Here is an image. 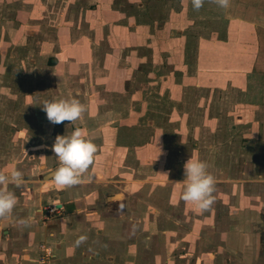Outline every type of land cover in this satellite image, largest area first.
I'll use <instances>...</instances> for the list:
<instances>
[{"label":"rangeland","instance_id":"1","mask_svg":"<svg viewBox=\"0 0 264 264\" xmlns=\"http://www.w3.org/2000/svg\"><path fill=\"white\" fill-rule=\"evenodd\" d=\"M241 1L231 0L230 7L222 9L210 0H205L203 7L195 10L192 0H178L177 6L182 5L184 9L190 7L194 20L184 31L187 33L185 47L178 49L182 62H177L178 60L174 62L175 57L170 55L161 59L162 48L154 44L150 46L149 51L139 49L137 54L131 56L134 57V62L129 65L122 57L129 56L127 48L94 46L98 40V31H95L94 23H97L98 19L96 20L93 10L99 5V0L98 3L97 0H0V171L7 172L13 167L19 169L27 181L22 188V192L27 195L29 190L36 186L44 185L42 189H48L49 186L47 187L44 180L51 179V173L59 165L52 151L56 137L71 135L76 128H80L83 134L98 146L96 156L102 151L106 152L108 146L127 148L128 155H131L127 160L116 151V154L111 155L113 159L104 156V153L101 160L94 161L96 167L101 168L100 173L103 174L101 178L106 181L91 179L84 183L87 185V194L93 192L95 194L88 198V208L97 206L98 202L103 204L107 197L120 195L122 200L119 205L132 206L130 210L137 221L134 224L135 232L163 230L178 233L208 232L212 230L208 224H198L199 228L197 229V226L195 228L194 219L203 220L205 216L219 222L223 221L228 227H238L235 218L230 223L222 218L238 217L237 210L240 211V216L244 215L245 208L255 201L254 197L259 196L258 201L264 202V174L258 176L261 171L264 173V130L260 148H256L257 144L253 142L247 143L259 133L258 129L250 127L258 118L259 112L249 108V111H241V128L238 123L234 129L229 125L234 118L236 119L234 113L237 112L227 111L231 105L229 108L222 107V111L214 112L220 119L217 122L219 125L212 131L215 137L213 143L216 144L214 150L217 151L214 154L217 159L212 161L211 173L217 183L213 194L215 202L206 212H199L194 205L181 199L185 187L182 184L185 178L183 169H178L180 174L174 177L173 175L162 177L160 170L168 169L172 165L170 159L160 165L156 158L163 157V153L159 155L154 145L159 140L163 145L168 144L170 149L172 147L182 149V156L188 160L193 155L192 150L196 149L191 145L193 140L202 142L201 144L205 146L211 143V139L208 138H212L209 134L210 129L201 126L195 129L191 125L195 123L194 121L204 119V108L208 103L219 109L221 105L219 106L216 101L218 103L226 101V93L214 96L211 101L203 93H198L203 96H194L195 93L191 95L194 89H189V81L181 80L180 76L183 75L182 72L188 71H197L198 75L209 71L216 76L227 73L229 64L223 62L227 59H218L216 55H221L227 50L233 54L237 49H226L225 46L215 49V54L211 58L214 59L213 62L209 58H204L206 48L201 47L202 44L196 41L204 43L201 39L207 37L223 40L228 14L238 13L237 4ZM257 1L259 6L261 1ZM108 2L102 0V4ZM163 2L166 8H173L175 4L174 0ZM251 2L247 0L246 4ZM262 8L264 10V6ZM182 21H185L183 17ZM185 24L187 25L186 21ZM249 50L250 53L253 51L251 47ZM249 50L243 51V54H246L245 59L243 56L236 57L239 62L241 60V66H250L248 63L250 57L247 55ZM196 54L199 56V63L197 67L196 63L193 67L190 61L192 58L193 61L196 59ZM243 54L241 52V55ZM103 55L106 59L101 62ZM85 56L92 60L85 63L77 62L79 57ZM51 57L57 58L53 64L49 62ZM176 57L178 58L177 55ZM115 68L120 69L119 73L122 75L118 80L115 78ZM164 75L169 76L166 82L162 79ZM258 75L260 84H257L264 89V70L258 68ZM102 78H108L110 82H102ZM254 81L250 82L251 85H257ZM175 83L183 88L181 99L176 96V99L167 97V89H172ZM203 86L205 85L201 87ZM98 93H101V97ZM241 95L243 103V94ZM70 98H76L86 106L83 118L75 123L65 121L59 125L51 124L40 105L45 100ZM206 99L209 102L205 103ZM98 101L107 103V106L118 112V115L113 117V113L106 112L105 110L109 109L100 105ZM201 101L203 106L195 105ZM213 111L210 110L207 114L213 115ZM114 119L117 120L110 123ZM171 119H176L175 123ZM160 126L161 133H166L165 137L169 143H163V140L158 138L157 130ZM181 127L180 134H173ZM217 141H220V144H217ZM219 149H225V155ZM124 150L118 151L125 153ZM218 153L222 156H217ZM205 155L202 159L199 156L198 159L204 160L209 166L210 159L208 160ZM147 159L151 160V164H143ZM94 164L84 174L85 179L91 176ZM111 166H115L113 171L116 173L112 171V176H107L104 173H107ZM221 167L224 169H220ZM170 178H178L180 181L173 182ZM101 183L106 184L102 186L103 189L100 187ZM57 190L60 194L64 192V189ZM16 191L19 193V189ZM102 207L104 210L107 209V205ZM142 217L144 222L141 220ZM225 226L221 225L222 229L226 228ZM178 252L172 259L173 264H197L194 257L189 258L186 255L185 250ZM199 257H202L203 262L207 259V256Z\"/></svg>","mask_w":264,"mask_h":264},{"label":"crops","instance_id":"2","mask_svg":"<svg viewBox=\"0 0 264 264\" xmlns=\"http://www.w3.org/2000/svg\"><path fill=\"white\" fill-rule=\"evenodd\" d=\"M108 1V3L102 4V0H99V5L93 10L97 17L96 20L98 19L97 23H94V29L98 31V40L94 43L95 48L103 45L109 48H127L130 57L124 55L122 57L125 59L121 58L124 59L126 64L132 65L134 57L131 56L137 54L139 49L149 51L150 46L155 44L162 48L161 59L170 55L175 57L174 62L176 60H178L177 62H182L178 49L185 47L184 40L187 33L184 31L194 21L189 6L187 9H184L182 5L177 6L178 0H174L173 8H166L164 0H152L151 2L149 0ZM246 1L238 2V13L234 15L228 14L229 17L225 22L223 40H216L214 37L209 39L207 37L206 39H201V42L204 41V43L196 41V43L202 44L201 47L206 48L203 53L206 55L204 57L206 59L213 58L215 49L223 48V46L226 49H237L233 54H230L227 50L228 54L224 51L221 55H216L218 59H227V61L222 60L229 64L228 69H226L227 73L216 76L209 71L200 75H198L197 71H188L182 72L183 75L180 76L181 80L189 81V89H194L191 95L194 93V96L205 95L211 101L214 96L218 97L219 94L226 93V101L220 103L216 101L218 105H221H219V109L214 104L210 105L208 103L207 107L204 108V119L199 122L194 121L195 123L191 125L195 129L200 126L210 129L209 134L210 136L212 135V138H208L211 139V143L205 146L201 144L202 142L193 140L191 145H194L196 149L192 150L193 155L190 156L193 159H198L201 156L202 159V156L206 154V158L210 159L211 162L208 168L210 173L212 172V161L217 159L214 154L217 151L215 152L214 150L216 144L213 143V138L215 137L212 132L213 128L219 125L217 122L220 120L214 114L216 110L222 111V107L229 108L230 105L229 109L225 108L227 111L236 110L237 113H234L236 119L234 118L229 125L233 129L238 126V123L239 128H241V111L253 109L254 112H259V114L257 113L258 118H254L255 120L250 126L258 129L259 133L247 143L253 142L257 144L256 148H260L263 143L264 118H262V113L264 112V89L258 85L260 84L258 68L264 70V55L261 54L264 53V22H262L264 18L262 6L264 4L261 3L264 0H260L259 6L257 0H251L252 2L248 4H246ZM182 17L187 25H184L185 21H182ZM247 42L250 43L246 44ZM250 47L253 50L251 53ZM247 49L249 50L247 55L250 57L248 59L250 66L244 67L240 65L241 60L239 62L236 57L243 56L245 59L246 54H243V51H247ZM241 52L243 55H241ZM51 58L57 60L56 57ZM105 59L103 55L101 62H104ZM91 60L92 58L85 56L79 57L77 62L85 63ZM198 60L199 56L196 54V59L193 61L192 58L190 65L193 66L196 63L197 67ZM164 61H166L165 58ZM211 61L214 62V59H211ZM220 69L223 70L222 67ZM119 70H116L115 78L117 80L118 77L122 76ZM232 72H235V74H231ZM162 79L166 82L169 76L164 75ZM198 79L200 82H198ZM252 80H255L254 82L258 84L251 85L250 82ZM108 81L110 82V79L102 78V82L107 83ZM176 84L173 85L172 89H167V97L169 99H176L175 96L181 99L183 88L181 85L178 86ZM202 85L205 86L201 87ZM116 89L118 90V88ZM198 93H203V95ZM241 93L243 94V103L241 102ZM98 96L101 97V93H98ZM236 97L240 98L236 99ZM221 98L223 99L224 97ZM208 99H206L205 103L209 102ZM98 102L100 105H104L103 107L108 108L109 110L105 111L113 113V117L118 115V112L108 107L107 103ZM195 105L201 106L202 101ZM99 110L101 111L102 109L99 108ZM210 110H214L213 115L207 114ZM116 120H111L110 123ZM171 120L175 123L176 119ZM107 124L109 123L107 122ZM113 124L115 125L116 123ZM174 128L176 129V126ZM160 129L161 126L157 130L160 135H158V138H161L163 143H167L166 133H161ZM181 132L182 127L180 130L173 132V134H180ZM157 142L159 143V140ZM158 143L154 146L157 147L156 151L159 154L160 152L161 154L163 153L161 158L164 160L158 156L156 159L160 161L161 166L163 163L165 164V160L170 159L172 165L168 169L161 168L162 177L167 175H173L174 177L180 174L178 169H183L184 171L182 164L186 163L187 158L182 156V149L177 147L170 149L168 144L159 143L158 145ZM199 144L201 145L199 146ZM217 144H220V141H217ZM198 146L199 150L197 149ZM123 149H125V153L118 151ZM225 149H221V153L224 155L226 153ZM126 150L127 148L108 146L106 147V152L102 151L95 157V161L101 160L104 153V156L112 158L111 155L116 154V151L128 160L131 155H128L129 150ZM221 150L219 149V151ZM169 152H172V154H169ZM222 154L218 153L217 156H222ZM135 158L137 159V157ZM144 163L147 165L151 164V160L147 159V161H143ZM94 165L90 179H85V182L91 179L105 182L106 180L101 178L103 177V174L100 173L101 168L96 167V163ZM114 167L111 166L107 173L105 172L104 174H107V176L115 174L116 172L113 171ZM220 169L223 170L224 168L221 167ZM262 174L264 173L261 171L258 176L261 177ZM170 181L177 182L180 179L172 178ZM44 182L47 183V187L49 186L46 190L42 189L44 185L36 186L30 189L27 195L22 192V188L19 189V193H15L18 202L13 213L7 218L0 219V264H38L40 243H45L52 247L54 257L51 264H173L174 261L172 259L177 255L175 253L180 250H185L189 258L194 257L197 264H264V202L258 201L260 199L259 196L258 198L254 197L255 201H253L252 205H249V207L245 206L244 215L240 216V211L237 210L238 217L226 216L222 218L228 223L235 218L238 221V227H228V224L223 221L219 222L210 216H205L203 220L194 219L195 228L196 226L197 229L199 228L198 224H208L212 228L208 232L178 233L166 230L135 232L134 224L137 221H135L136 218L133 211L130 210L132 206L128 204L125 207L119 205L122 200L120 195L107 197L103 204L98 202L99 205L97 204V206L102 209L96 205L88 208V198L95 194L94 192L87 194V185L84 183L66 188L60 194L57 190L60 188L53 181L47 178ZM105 185L101 183L100 187L103 189ZM46 203L59 205V214L46 216L43 210V205H46ZM104 205H107L105 210L102 207ZM29 217L31 218L29 227H24L18 223L20 219ZM141 220L144 222L143 217ZM147 223L149 228V221ZM221 225H226V228L222 229ZM81 235H86L88 237L87 241L74 248V242ZM199 256H207L206 261L203 262L202 257Z\"/></svg>","mask_w":264,"mask_h":264},{"label":"clouds","instance_id":"3","mask_svg":"<svg viewBox=\"0 0 264 264\" xmlns=\"http://www.w3.org/2000/svg\"><path fill=\"white\" fill-rule=\"evenodd\" d=\"M222 9L230 7L231 0H210ZM205 0H192L195 10L203 7ZM47 120L53 125L65 121L75 123L83 118L86 106L76 98L45 100L41 105ZM52 151L58 159L59 165L51 173V181L60 189L71 188L85 183L84 174L94 164L98 146L87 138L80 128H76L71 135L57 136ZM161 154V152H160ZM159 154V155H160ZM208 164L199 159H190L184 164L185 185L181 199L185 203L195 206L199 212L210 210L215 202L216 178L208 171ZM90 179V177H88ZM23 173L13 167L7 172L0 171V219L9 217L17 205L15 193L26 184ZM12 186L10 188L9 186ZM18 223L24 227L31 225V218L20 219ZM86 235L79 236L74 242V248L86 242Z\"/></svg>","mask_w":264,"mask_h":264},{"label":"built area","instance_id":"4","mask_svg":"<svg viewBox=\"0 0 264 264\" xmlns=\"http://www.w3.org/2000/svg\"><path fill=\"white\" fill-rule=\"evenodd\" d=\"M43 210L46 216L47 215L53 216V215L59 214V211H60L58 206L54 203L46 204L43 207ZM39 251L40 252L38 255V264H51L53 257H54V252H53L52 247L48 244L40 243Z\"/></svg>","mask_w":264,"mask_h":264},{"label":"trees","instance_id":"5","mask_svg":"<svg viewBox=\"0 0 264 264\" xmlns=\"http://www.w3.org/2000/svg\"><path fill=\"white\" fill-rule=\"evenodd\" d=\"M49 62H50L51 64H53V62H55V59H54V58H51Z\"/></svg>","mask_w":264,"mask_h":264},{"label":"water","instance_id":"6","mask_svg":"<svg viewBox=\"0 0 264 264\" xmlns=\"http://www.w3.org/2000/svg\"><path fill=\"white\" fill-rule=\"evenodd\" d=\"M57 206H59V205H57Z\"/></svg>","mask_w":264,"mask_h":264}]
</instances>
